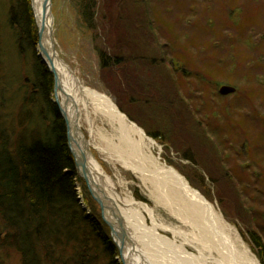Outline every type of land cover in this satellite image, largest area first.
Wrapping results in <instances>:
<instances>
[{
  "label": "rangeland",
  "instance_id": "374dc122",
  "mask_svg": "<svg viewBox=\"0 0 264 264\" xmlns=\"http://www.w3.org/2000/svg\"><path fill=\"white\" fill-rule=\"evenodd\" d=\"M141 1L146 8L149 4L147 9L152 6L155 15L144 16ZM93 2L88 24L76 0H51L52 38L61 61L84 86L119 104L136 125L164 137L163 141L155 140L152 156L188 178V183L238 231L261 264L260 246L264 248V0ZM2 10L0 7L1 24L5 20ZM119 42L120 50L114 47ZM98 51L110 58L105 68L100 67ZM35 54H38L37 43ZM115 56L121 59V70L112 65ZM0 62L5 65L0 86L7 90L18 88L15 79L19 72L24 73L26 65L10 40L4 43L0 39ZM145 62L153 69L149 70ZM141 65L153 76L148 77L151 80L148 82L158 90V101L138 98L144 94L139 88L140 81L146 80L139 81L135 77ZM22 77L24 74L20 75L21 86ZM223 86L232 87L234 91L221 95L219 90ZM13 93L14 90L9 92L10 98ZM170 107L183 111L182 115L188 118L185 128L180 127L175 134L166 132L170 117L164 115L163 109ZM192 107L199 111L196 116L191 115ZM94 126L92 141L88 138L86 122L83 121L81 128L90 142V156L109 179L115 194L118 197L128 194L148 206L156 225L184 232L183 225L157 204L153 184L140 179L122 163L130 162L131 158L128 147L121 144V136L118 142V138L110 139L118 146L110 145L104 135L111 133V129L99 121H95ZM232 175L240 179L237 183L242 181L252 203L240 201L237 188L232 186ZM74 186L87 215L92 217L98 212L100 216L84 182L75 180ZM101 187L107 194L106 187ZM143 216L146 225L151 227L148 215ZM157 231L176 244L185 242L187 251L198 255L181 233L173 234L171 230L160 228ZM149 232L140 230V241L137 238L147 259L149 256L157 264H185L179 261L176 248L157 242ZM111 242L116 245L113 239ZM127 244L125 242L124 246ZM15 253L11 249L0 250V260H4L3 264H20ZM119 258L118 255L117 264H120ZM100 261L105 263L101 256Z\"/></svg>",
  "mask_w": 264,
  "mask_h": 264
},
{
  "label": "trees",
  "instance_id": "16d2710c",
  "mask_svg": "<svg viewBox=\"0 0 264 264\" xmlns=\"http://www.w3.org/2000/svg\"><path fill=\"white\" fill-rule=\"evenodd\" d=\"M76 1L89 24L93 0ZM142 2L141 13L155 15L152 6L147 9L149 4L146 8ZM0 7L5 14V20L0 23V39L4 43L10 40L26 65L24 73L19 72L15 79L18 88L7 90L0 86V250L16 252L20 264H117L118 251L111 242L109 229L98 212L89 217L77 198L74 185L80 178L67 147L65 123L53 102V76L35 54L37 29L29 2L0 0ZM120 43L114 46L118 50L122 49ZM98 58L101 68L108 66L110 58L105 52L98 51ZM120 60L113 57L112 65L118 70L122 67ZM4 67L0 62V80ZM147 67L153 69L150 64ZM138 69L137 80L146 79L140 81L139 88L144 94L138 98L158 101V90L149 84L148 77L153 76L144 65ZM22 74L23 86L19 84ZM12 90L13 98H10L8 94ZM120 110L123 112L121 106ZM166 110L163 109L164 115L170 117L168 134L185 128L188 118L182 115L183 111H174L173 107ZM192 110L193 116L199 113L193 107ZM147 130L144 129L148 136L163 141V136ZM238 180L232 175V186L237 188L240 201L252 203L244 184L237 183ZM260 247L261 264H264V248ZM100 256L105 263H100Z\"/></svg>",
  "mask_w": 264,
  "mask_h": 264
},
{
  "label": "bare ground",
  "instance_id": "6f19581e",
  "mask_svg": "<svg viewBox=\"0 0 264 264\" xmlns=\"http://www.w3.org/2000/svg\"><path fill=\"white\" fill-rule=\"evenodd\" d=\"M28 2L34 24L39 26L43 0H28ZM50 28H52V18L46 16L39 44L53 61V69L59 87L57 90L58 103L64 110L71 127L73 149L79 152L84 141L88 143V146L90 145L81 128L83 121L88 126V138L91 141L95 132L94 122L99 121L101 124L107 125L111 129V133L106 132L103 135L108 144L113 145L114 142L110 140L112 137L118 138V142V136H121L122 146L128 147V157L131 160L130 162L121 160L124 166L129 167L143 181L153 184L156 190L154 196L157 199V204L185 228L183 232L175 231L162 224L156 225L152 210L148 206L136 202L128 194L125 197H118L98 163L88 156L86 161L88 172L96 185L106 187L107 194L105 193V196L109 213L121 220L124 233L128 238V244L122 249V258H119L120 264H157L155 260L151 261L148 255L147 259V253L139 247L137 238L140 230L151 231L148 235H152V238L157 242L176 248L179 253V261H183L185 264H259L238 231L224 220L216 207L192 188L186 178L173 167L161 163L152 156L151 148L156 146V141L131 121L110 97L84 86L71 68L61 61L54 48ZM79 178L80 181H83L81 177ZM85 188L87 190L86 185ZM76 192L78 193V190ZM144 213L148 215L151 227L146 225ZM157 228L171 230L173 234L181 233L178 235L186 238V242L198 255L188 252L185 242L176 244V241H169L158 234ZM140 239L141 237H139V241Z\"/></svg>",
  "mask_w": 264,
  "mask_h": 264
},
{
  "label": "water",
  "instance_id": "95a60500",
  "mask_svg": "<svg viewBox=\"0 0 264 264\" xmlns=\"http://www.w3.org/2000/svg\"><path fill=\"white\" fill-rule=\"evenodd\" d=\"M50 7H51V0H43L42 3V8H41V22L40 25H36L37 29V52H38V58L40 59L41 63L46 66L48 69V72L52 74L53 76V102L55 103L57 107V111L60 115V117L63 119L65 126H66V141H67V147L73 157L74 160V167L77 170L78 174L80 177L83 179L88 193L91 195L93 200L97 203L100 209L101 213V218L104 221V223L108 226L110 230V235L111 238L114 240V242L117 244V248L119 251V254L122 255V249L124 248V243L127 242L128 238L126 233H124V228L122 225L121 220L116 217L114 214H112V218H110L109 215H107L106 210H109L107 204H106V199L107 197L105 196L103 190L101 189L100 186L96 185L94 183V180H92V177L90 176V173L88 172L86 161L87 157L90 156L89 152V146L86 141H84L82 149H79V152L75 151L72 147V136H71V127L69 124V121L66 118V114L64 110L59 106L58 103V98H57V90L59 89L57 85V77L53 69V61L48 55V53L41 47L39 44V38L41 36V33L44 29L45 26V19L46 16L51 17L50 13ZM51 29V28H50ZM52 35V29L50 31ZM54 49V48H53ZM234 89L223 86L220 88L219 93L221 95H228L232 94ZM133 248V246H131ZM131 249V248H130Z\"/></svg>",
  "mask_w": 264,
  "mask_h": 264
}]
</instances>
